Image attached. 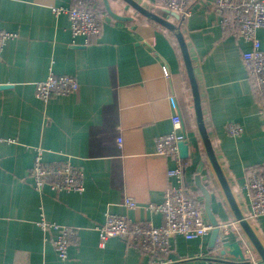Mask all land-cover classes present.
Masks as SVG:
<instances>
[{
	"label": "crops",
	"instance_id": "crops-1",
	"mask_svg": "<svg viewBox=\"0 0 264 264\" xmlns=\"http://www.w3.org/2000/svg\"><path fill=\"white\" fill-rule=\"evenodd\" d=\"M73 1L0 0V32L17 36L6 42L0 58V136L12 140L0 144V264H154L150 255L120 238L102 246L95 226L106 213L163 225L162 215L149 207L161 204L168 186L177 181L169 176L175 163L157 154L156 139L172 132L176 113L190 148L184 184L203 200L195 186L198 169H203L218 222L232 226L229 241L240 242L252 264H260L207 159L174 35L122 0H99L105 25L100 37L86 43L72 37L67 14L53 13L54 7H69ZM135 1L167 16L159 0ZM215 1L193 0L182 30L213 146L240 208L248 213V174L264 170V99L243 64L251 44L240 37L233 13L218 10ZM257 38L264 51V29ZM51 72L75 77L79 91L48 103L38 99L35 83ZM231 122L244 126L241 137L225 133ZM38 148L44 163L68 161L80 170L85 191H35L28 173ZM126 197L136 208L124 205ZM42 214L50 223L79 229L65 263L53 246L55 232L38 226ZM251 225L264 244V217ZM209 238L173 239L168 264H212Z\"/></svg>",
	"mask_w": 264,
	"mask_h": 264
},
{
	"label": "built area",
	"instance_id": "built-area-1",
	"mask_svg": "<svg viewBox=\"0 0 264 264\" xmlns=\"http://www.w3.org/2000/svg\"><path fill=\"white\" fill-rule=\"evenodd\" d=\"M193 0H159L162 8L178 14L185 19L190 12ZM215 6L222 12L233 13V24L237 26L241 38L251 44V50L242 55L244 67L254 83L258 94L264 99V51L257 38L258 30L264 29V0H216ZM53 13L58 16L67 14L70 21V32L73 38H84L86 43L91 38L101 36L105 15L99 8V0H74L69 7H54ZM227 20L224 21L226 23ZM17 36L8 32H0V58L6 42ZM80 89L79 82L73 76L56 75L53 72L41 82L35 83V94L38 99L48 103L59 96L76 94ZM176 110L175 98H171ZM173 130L167 135L156 139V151L160 156L171 157L175 167L169 171L177 185L168 186L161 204L150 206L149 209L160 213L164 223L155 226L151 222H133L125 216L111 213L105 214V221L95 226L103 246L110 238H120L134 245L141 252L151 256L154 264L172 263V240L182 237L186 241L203 239L211 235L215 229L208 220L203 200L195 195L192 188L184 184L186 163L179 154V143L185 141L182 118L179 113L172 117ZM225 133L231 138H239L244 133V126L231 122L225 126ZM0 136V144L11 142ZM121 144V139L119 140ZM28 178L33 181L35 191L42 193L45 187L56 192H73L82 194L85 191L84 175L68 161L65 163L46 164L43 161V150H35V158ZM245 189L250 198L249 212H244L251 223L264 217V170L253 169L248 174ZM124 205L136 208V203L126 197ZM38 226L44 232H55L53 246L59 260L67 262L69 248L78 239L79 229L50 223L43 216ZM219 230L215 250L220 251L222 245L232 231L230 224L218 222Z\"/></svg>",
	"mask_w": 264,
	"mask_h": 264
},
{
	"label": "water",
	"instance_id": "water-1",
	"mask_svg": "<svg viewBox=\"0 0 264 264\" xmlns=\"http://www.w3.org/2000/svg\"><path fill=\"white\" fill-rule=\"evenodd\" d=\"M122 1L126 3L128 6H130L131 8H133L136 12H138L144 18L155 22L156 24L162 26L163 28H165L166 30H168L174 35L178 43L180 52L182 54L187 78L190 84L196 127L198 130L200 139L203 143L204 150H205L207 159L210 163L212 172L222 191V194L224 195L232 211V214L236 222L238 223L241 231L246 237L247 242L251 246V249L253 250V252H255L257 256L259 257L260 264H264V244L260 240L255 229L252 227L251 223L246 219L244 212L240 208L236 200V197L234 195L230 180L228 179L226 173L224 172V169L216 154L215 148L211 140V136H210L207 124H206L205 115L203 111L202 96H201V92L199 88L197 75L195 72L193 60L191 58L188 45L185 40L184 33L182 30V20L183 19L178 14L171 12L169 10H165V13L167 16L163 17L157 14L155 11L148 10L147 8L143 7L135 0H122ZM108 11L111 17L117 18V16L114 15L109 10V8H108ZM110 16L107 18V20L109 21H111ZM170 18H175L177 23L170 21L169 20ZM183 133L185 135L186 140L179 143L178 145L179 154L182 159H188L189 151H190L189 142L187 140L186 133L185 132ZM202 171H203L202 168L198 169V172L195 176V186L200 192V194L202 195L205 214L208 220L210 221L211 225L215 228L209 238V248L213 252L208 255V260L212 264L214 263L215 264L216 263L252 264L251 257L248 256L244 252L243 246L238 241L230 242L229 240H226L223 243L222 249L220 251L215 250L216 241H217L218 234H219V230L217 228L218 220L213 211V195L209 187L204 183V180L202 177ZM226 256H230L234 260L232 261L226 260Z\"/></svg>",
	"mask_w": 264,
	"mask_h": 264
},
{
	"label": "rangeland",
	"instance_id": "rangeland-1",
	"mask_svg": "<svg viewBox=\"0 0 264 264\" xmlns=\"http://www.w3.org/2000/svg\"><path fill=\"white\" fill-rule=\"evenodd\" d=\"M245 212V211H244Z\"/></svg>",
	"mask_w": 264,
	"mask_h": 264
}]
</instances>
